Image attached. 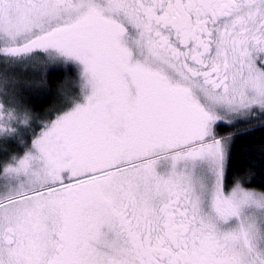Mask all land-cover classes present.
Returning <instances> with one entry per match:
<instances>
[{"label":"snow or ice","instance_id":"obj_1","mask_svg":"<svg viewBox=\"0 0 264 264\" xmlns=\"http://www.w3.org/2000/svg\"><path fill=\"white\" fill-rule=\"evenodd\" d=\"M257 175L264 0H0V264H264Z\"/></svg>","mask_w":264,"mask_h":264},{"label":"trees","instance_id":"obj_2","mask_svg":"<svg viewBox=\"0 0 264 264\" xmlns=\"http://www.w3.org/2000/svg\"><path fill=\"white\" fill-rule=\"evenodd\" d=\"M53 83H54V79H53ZM256 135L259 136L261 134L257 133ZM236 161H237V163L243 162V158L240 155L239 151H237V153H236ZM254 180H255V184L253 186H259L261 183H264V176L257 175L254 177Z\"/></svg>","mask_w":264,"mask_h":264}]
</instances>
